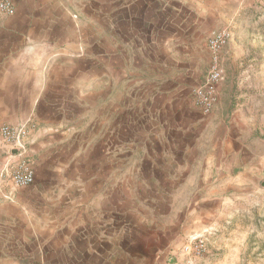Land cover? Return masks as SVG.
Segmentation results:
<instances>
[{"label":"rangeland","instance_id":"1","mask_svg":"<svg viewBox=\"0 0 264 264\" xmlns=\"http://www.w3.org/2000/svg\"><path fill=\"white\" fill-rule=\"evenodd\" d=\"M231 2L236 9L233 17ZM77 3L81 8L77 0L68 2L71 16L67 28L70 21L77 20ZM86 4L82 3L84 11H90ZM118 5L116 0H97L98 11L93 16L102 39L99 47L91 44L92 28H84L83 56L61 63H67L68 71L72 72L68 83L78 80L79 84L81 75L84 89L81 94L68 93L69 104L63 106L69 112L63 116L69 124L68 137L61 144L62 150L69 154L66 169L61 168L59 179L56 170L51 169L45 184H103L99 194L101 216L107 218L108 208L115 207L117 211V252L110 262L107 254L101 253L100 264H167L170 256L176 257L179 264H188L180 255V248L190 236H180L171 220L177 213L180 220L187 217L191 211L189 198L201 191V184H205L210 196L222 198L223 228L219 239L214 241L215 249L211 248L216 239L213 231L191 235L202 236L206 242L204 256L193 258L192 264H264V0H226L230 19L207 28L204 34L196 32L193 37L196 56L189 61L194 71L192 76L182 77L173 76L174 72L161 77L140 75L141 70L133 68L131 61L124 58V54L131 53V47L124 45L122 37L117 38V43L108 44L110 16ZM12 16L0 14V28L2 24L8 28L6 19ZM158 19L165 20L167 16ZM224 29L231 34L224 48L232 42L228 51L232 56H225L223 61L222 49L223 79L217 89L220 103L203 115L194 108L190 92L204 80L208 70V39ZM29 47L32 46L16 48L3 40L0 51L25 52ZM95 50L105 54L99 61L91 59L90 53ZM111 51L115 54L110 59L107 53ZM111 112L114 116H110V121H117L121 129L123 118L136 119L138 125L132 128L128 139L116 129L120 138L108 143L106 130ZM70 115L76 118L72 121ZM143 116H148L147 124L139 125ZM185 117L207 120L189 130L182 123ZM216 117L223 122L212 120ZM179 123L182 124L178 126ZM23 124L32 126L31 132L37 128L31 120ZM77 126L80 130L83 127L84 133L76 132ZM96 128L100 130L98 136L91 134ZM179 131L188 133L182 135ZM96 143L101 153L86 156L85 152L91 153ZM114 143L116 151L112 153L109 147ZM228 146L237 148L236 158L229 155L218 158L219 147ZM0 156L3 165L5 156L1 153ZM79 165L85 172L80 169L82 176L76 174ZM46 175L40 173L37 182L42 184ZM107 198H111L113 206L107 207ZM126 219H131V228L124 227ZM124 231L131 236L133 246H128L129 238L123 241ZM103 237L102 234L101 241ZM101 247L104 248L102 242ZM123 248L130 249L132 256L125 255Z\"/></svg>","mask_w":264,"mask_h":264},{"label":"crops","instance_id":"2","mask_svg":"<svg viewBox=\"0 0 264 264\" xmlns=\"http://www.w3.org/2000/svg\"><path fill=\"white\" fill-rule=\"evenodd\" d=\"M11 1L15 5V13L6 19L8 28L1 25L0 44L4 40L16 48L24 45L32 47L25 52L0 51V127L20 125L30 120L36 123L37 128L28 139L35 182L28 189H17L13 199L4 197L9 188L0 183V264H100L101 253L107 254L110 262L115 259L117 252V211L115 207L111 210L108 208L107 218L101 216L99 194L103 184H45L53 168L59 179L61 168H65L69 158L68 152L62 150L61 145L67 140L69 131V124L63 119V116L69 114L67 108H63L69 104L66 102L70 99L68 93L81 94L84 89L83 77L79 74V84L78 80L68 83L71 71H68L67 63H61L83 56L84 28H92L91 44L99 47L102 39L93 16L98 11L97 0H85L90 11H84V0H77L81 2V8L77 7V3V20L70 21V28L67 27L71 16L68 2L71 0ZM116 1L119 2L116 6L118 10L115 9L110 16L107 42L113 45L117 43L118 37H122L124 45L131 47V53L124 54L125 60L131 61L133 68L141 70L140 75L150 77L167 76L172 72L176 77L192 76L194 70L189 61H194L196 56L194 35L196 32L204 34L207 28H213L217 23L225 24L230 19L227 14L229 10L225 9L226 0ZM231 4L233 17L236 9L235 3ZM164 15L167 19H158ZM231 45L232 42L224 48L223 61L225 56H232L228 54ZM90 54L92 61H99L101 55H105L100 50L91 51ZM114 54L111 51L107 57L111 59ZM163 62H169V65L164 66ZM219 103L215 104V109ZM111 115L114 116V112L109 113L107 120L108 143L120 138L116 129H120L119 132L127 137L133 131L132 128L138 125L136 119L126 117L122 119L124 128L121 129L116 125L117 121H110ZM70 118L73 121L76 117L70 115ZM147 118H139V125H145L143 122L147 124ZM205 120L206 117H185L182 123H186V127L191 130L197 125L202 126ZM212 120L219 124L223 122L219 117ZM74 122L77 124V121ZM65 128L66 132L63 131ZM145 129L143 127L147 134ZM81 131L84 133L83 127L80 130L77 126L76 132ZM99 131L96 128V132L92 130L91 134L98 136ZM179 133L184 135L188 131ZM113 147H109L112 153L116 151L115 143ZM92 149L91 153L85 152L86 156H98L101 153L98 143ZM219 149L218 158L229 155L235 159L238 153L234 146L233 149L230 146ZM56 150L58 152L53 154ZM153 165L156 167V164ZM80 169L85 173L80 166L76 174L82 176ZM42 172L45 175L47 172V180L39 184L37 178ZM200 189L196 196L189 198L191 211L187 217L180 220V214L177 213L171 221L175 222L174 227L183 237L204 230L213 231L216 238H212L213 249L216 247L213 246L214 241L219 239L223 228L221 217L224 202L221 197L210 196L205 184H201ZM110 199H106L107 207L114 205ZM126 220L128 223L125 221L124 227L131 228V219ZM125 232L123 241L129 238V242H126L131 247L134 243ZM102 234L104 237L101 241ZM122 251L132 256L130 249L123 248ZM167 264H179V261L170 256Z\"/></svg>","mask_w":264,"mask_h":264},{"label":"built area","instance_id":"3","mask_svg":"<svg viewBox=\"0 0 264 264\" xmlns=\"http://www.w3.org/2000/svg\"><path fill=\"white\" fill-rule=\"evenodd\" d=\"M15 7L11 0H0V14L12 16ZM231 38L226 29L215 32L208 39L207 47L210 62L204 80L191 90L194 108L203 115H208L218 99V85L223 79L221 51ZM32 126L3 125L0 127V153L5 161L0 170V183L9 191L6 199H13V193L19 188L30 187L35 182V170L29 150V136ZM206 252V242L202 236H190L181 245L180 255L192 264V259L201 258Z\"/></svg>","mask_w":264,"mask_h":264}]
</instances>
